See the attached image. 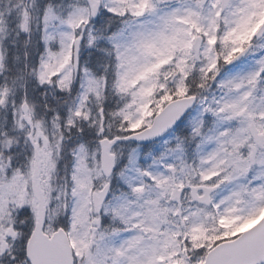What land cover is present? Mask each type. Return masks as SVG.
I'll return each instance as SVG.
<instances>
[{"label": "snow or ice", "instance_id": "snow-or-ice-1", "mask_svg": "<svg viewBox=\"0 0 264 264\" xmlns=\"http://www.w3.org/2000/svg\"><path fill=\"white\" fill-rule=\"evenodd\" d=\"M0 264H264V0H0Z\"/></svg>", "mask_w": 264, "mask_h": 264}]
</instances>
